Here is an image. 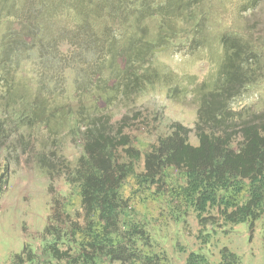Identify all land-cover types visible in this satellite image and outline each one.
I'll return each instance as SVG.
<instances>
[{"label": "trees", "instance_id": "1", "mask_svg": "<svg viewBox=\"0 0 264 264\" xmlns=\"http://www.w3.org/2000/svg\"><path fill=\"white\" fill-rule=\"evenodd\" d=\"M210 1L0 0V192L28 155L34 170L79 197L67 209L66 193L50 185L41 249L25 247L15 264H172L146 203L159 227L190 211L212 230L252 229L264 217V110L231 107L261 78V44L220 35L214 82L197 88V146L188 142L190 129L173 123L140 149L125 131L126 116L113 121L118 101L155 87L158 52L203 46ZM240 1L253 8L259 0ZM64 137L81 144L73 162L62 157ZM220 257L237 264L226 248ZM185 264L211 263L191 252Z\"/></svg>", "mask_w": 264, "mask_h": 264}, {"label": "rangeland", "instance_id": "2", "mask_svg": "<svg viewBox=\"0 0 264 264\" xmlns=\"http://www.w3.org/2000/svg\"><path fill=\"white\" fill-rule=\"evenodd\" d=\"M242 3L240 0H211L205 3L209 16L203 32V46L193 53L171 46L158 52L152 64L159 75L155 87L133 96L129 103L118 101L112 107L113 121L119 125V121L126 116L125 131L135 139L140 149L154 142L158 135L166 133L173 123L190 129L188 142L192 146L198 145L194 134L197 88L202 83L212 85L214 82L221 62L220 35L234 34L264 46V0H259L253 8H243ZM148 27L152 38L153 24L148 23ZM261 55V78L233 101L231 107L235 111L264 110V49ZM72 77V73H66L67 96H71L69 104L74 107ZM148 125L152 126L149 128ZM63 141L62 157L73 162L81 152V144L68 137H64ZM27 157L21 156L19 167L11 173L6 189L0 192V264H15V256L21 254L25 247L35 249L37 253L41 249V233L51 206V184L55 192L66 193L71 203L66 205L67 209L79 205L75 189L70 190L61 179L51 183L45 171L38 167L34 170L31 159ZM146 213L150 222L155 223L158 242L168 253L172 264H185L191 252L204 254L211 264H226L221 263L220 257L224 248L235 254L237 264H264V217L252 229L242 223L232 227H214L215 230H212L200 227L192 211L183 215L180 223L164 217L162 227H159L158 220L155 221L158 212L152 203H146Z\"/></svg>", "mask_w": 264, "mask_h": 264}]
</instances>
